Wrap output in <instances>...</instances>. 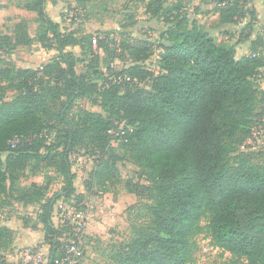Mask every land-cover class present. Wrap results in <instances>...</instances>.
<instances>
[{"label": "trees", "instance_id": "1", "mask_svg": "<svg viewBox=\"0 0 264 264\" xmlns=\"http://www.w3.org/2000/svg\"><path fill=\"white\" fill-rule=\"evenodd\" d=\"M135 1L168 25L159 42L160 71L146 67L156 53L152 42L141 40L126 45L131 64L112 74L136 77L141 84L108 79L101 86L77 72L79 59L67 49L86 41L92 48V39L62 32L47 12L57 1L23 4L52 34L51 49L58 55L37 68H20L9 59L0 64V94L19 91L15 99H2L0 106V201L40 205L36 221L43 224L44 243L50 246L47 264H57L67 256L69 227L56 225L53 213L58 200L67 201L76 191L72 150L84 143L99 154L84 180L88 191H110L123 183L140 194V184L124 180L118 166L121 158L115 149L127 146L151 183L154 202L147 207L146 224L135 226L106 264H189L194 238L204 230L234 257L222 264H264V162H253L249 152L239 149L260 117L257 105L264 95L258 80L264 53L237 55L236 44L252 37L254 29L243 36L241 30L251 21L242 25L238 39L236 29L228 33L227 28L240 24L253 0H215L228 40L216 38L199 19L189 18L180 3ZM19 22L13 31L16 37L0 34V50L11 53L26 43L18 42L21 35L33 42L26 20ZM259 40L253 39L251 47ZM64 85L69 87L67 100L57 108L54 103L62 100L58 90ZM89 92L99 96L102 112L82 109L71 115L74 99ZM59 128L62 142H52L51 133ZM110 129L124 131L118 146L113 145ZM41 165L54 167L63 177L61 191L51 197L47 180L43 185L18 186L27 167L36 172ZM14 237L15 231L0 223V256Z\"/></svg>", "mask_w": 264, "mask_h": 264}, {"label": "rangeland", "instance_id": "2", "mask_svg": "<svg viewBox=\"0 0 264 264\" xmlns=\"http://www.w3.org/2000/svg\"><path fill=\"white\" fill-rule=\"evenodd\" d=\"M28 1L9 0L8 4L0 3V32H9L15 29L17 24L14 22L20 20L24 14L28 15L34 25L32 29L28 27V33L36 34L33 38L34 45L30 43V37L21 35L17 39L18 42H26L22 43L25 49L18 50L13 56L21 65L37 68L42 65L41 61H47L44 59L46 54L41 45L53 55L57 51L51 49L55 46V42L46 26L34 21L35 18L28 14L30 11L22 8L23 4ZM56 1L57 4L50 6L47 12L55 21L60 23L63 33L74 32L80 39L88 37V40H90L96 37L98 40L96 47L93 45L92 48L88 47V42L86 41L84 44L70 46L67 49L79 59L76 65L77 72L86 78L88 83H96L101 86L102 83H106L108 79L114 77L112 74L116 73V71L129 66L131 59L126 45L137 44L141 40L152 42L156 53L154 59L145 62L146 67L155 73L160 71L157 58L161 50L159 42L163 41L160 40L161 35L165 33L168 27V25L164 24L163 17L153 18L146 14L144 5L135 0ZM164 1H166L167 5L180 3L183 5L182 12L186 13L189 18L191 16V18L199 19L205 27L212 31H210L211 33H215L216 38L228 40L226 38L227 34L223 33L225 28L219 22V7L215 4V0ZM245 9V15L239 25L227 26L228 33H234L233 29H236L235 38L238 39L242 25L251 21L246 28L241 29L243 31L242 36L247 35L254 29L251 35L252 38H260V40L259 44L253 48L251 47V38H249V41H245V44H242L244 42L240 43L241 45L237 43V55H243L251 50L258 54L264 53V0H253ZM252 12L254 13L253 16L251 15ZM65 16L70 19L69 22L64 21ZM24 20H20V25L24 23ZM19 32L23 33L22 28ZM13 37H16L15 33ZM40 37H43V41H40L42 39ZM233 37L229 39L235 42L236 40L231 39ZM38 50H42V52ZM13 56L6 53L1 54L0 64H3V60H11ZM64 80L65 77H63L62 81ZM258 87L264 95V68L259 74ZM68 89L69 87L64 85L62 89L58 90L63 95L62 100L54 103L57 108H61V101L67 100ZM88 94L91 95L74 99L73 108L70 111L71 115L78 113L82 109L102 111L101 107L98 106L99 96L92 92ZM18 95L19 91L16 89H8L4 95L0 94V106L2 99L12 100ZM257 115H260V117H257L258 122L253 126V130L261 125L263 126V135L256 136L252 133L249 138H246L240 144L239 149L240 151L249 152L253 162L260 163L264 162V100L258 102ZM60 129L52 131V142H62ZM257 131L255 132L257 133ZM113 145L118 146V143L113 142ZM115 152L121 158L118 166L123 179H130L139 183L141 186L140 194L131 193L123 183L112 187L110 191L104 192L98 187H95L93 192L88 191L84 188V180L89 178V173L99 154L97 151L87 148L84 143H80L71 152L74 163L73 168L77 173L75 181L76 191L65 202L72 207H76L78 211L81 210L80 212L84 215L86 221L85 240L76 255L77 264H106L119 245L128 241L132 235L133 228L135 226H144L148 221L147 207L154 202L151 183L146 178L143 168L133 161L129 147L116 148ZM46 180L50 182L47 197H51L61 191L64 185L63 177L54 167L41 165L36 172L32 171L31 166L27 167L21 173L18 186L29 187L33 183L43 185ZM8 201L11 202L9 198L0 201V223L9 222L16 230L14 244L18 239H22L23 242L21 244L20 242L17 243L11 250L7 249L4 251L5 254L0 256L3 264H33L34 262H29L24 257L23 253L28 249H34L41 253V256L37 258L39 260L38 264H47L50 246L48 243H44L43 224H39L36 221L40 205H24L15 201L11 202V205L7 207L5 202ZM59 202L60 200L56 202L53 220L56 225L61 226L65 218ZM26 220H29V222H26ZM206 223L207 221L204 219L202 225H206ZM36 224L37 227L38 224L41 225L40 228H37ZM39 234L43 238H39ZM24 243L32 244L21 247L20 245ZM66 250L67 246L65 247V253H67ZM233 259L234 257L228 251H224L214 244L206 230L195 236L193 259L189 264H222ZM57 264H64V261H58Z\"/></svg>", "mask_w": 264, "mask_h": 264}, {"label": "built area", "instance_id": "3", "mask_svg": "<svg viewBox=\"0 0 264 264\" xmlns=\"http://www.w3.org/2000/svg\"><path fill=\"white\" fill-rule=\"evenodd\" d=\"M71 17V16H70ZM64 21L69 22L70 19L65 16L64 17ZM97 38L94 37L92 39V44L94 47L97 46ZM111 80H113V82L115 83H121V82H128L131 84H141V82H139V80L135 77H131L130 75H121V76H114L111 77ZM258 130V131H257ZM257 131V133L255 132ZM109 134H111L113 136V142L118 143L120 140L122 139L121 137L119 138V136L124 133V131L122 130H114V129H110L108 131ZM254 135L256 136H261L263 135V126H258V128L254 129L252 132ZM72 159V156H71ZM73 162V159H72ZM74 165V163H73ZM74 171V168H73ZM75 172V171H74ZM76 173V172H75ZM77 174V173H76ZM60 207L63 209V217L65 218V220L62 222L63 224L67 225L69 227V231L67 232V236H68V240H70V242L67 245V256L62 260L64 261V264H77V260H76V255L79 252V249L81 248V246L84 244V238H85V234H86V221H85V217L84 215L78 211V209L76 207H72L69 204H66V202L64 200H60L59 202ZM24 257L26 258L27 261L29 262H34L36 264H38V259L39 256H41V253H39L38 251L34 250V249H28L26 251H24ZM33 263V264H34Z\"/></svg>", "mask_w": 264, "mask_h": 264}, {"label": "crops", "instance_id": "4", "mask_svg": "<svg viewBox=\"0 0 264 264\" xmlns=\"http://www.w3.org/2000/svg\"><path fill=\"white\" fill-rule=\"evenodd\" d=\"M0 3H3V4H8L9 3V0H0ZM10 8H12L11 6H10ZM7 11V10H6ZM26 12H28V11H26ZM257 13H258V10H257ZM29 14V16H32V17H34L35 18V20L34 21H36L37 20V15H36V13L35 12H29L28 13ZM30 17H28V15H22V20L23 19H25L26 20V22H27V24H28V27H29V29H32V27L34 26L33 25V22H31V20L29 19ZM20 19V20H21ZM20 20H18V21H15L14 23L16 24L17 22H19ZM200 21V20H199ZM200 23H202L201 21H200ZM1 24H3V23H1ZM203 24V23H202ZM229 27H231V26H229ZM37 28H38V26L36 27V30H37ZM207 28V27H206ZM209 31H211L209 28H207ZM14 29L13 30H11V31H4V32H0V34L1 35H13L14 34ZM212 32V31H211ZM30 34V36L33 38V37H35V35L36 34H31V32L29 33ZM213 35H215V33H212ZM224 35V34H223ZM233 40H235V38L233 39ZM251 40H253V38L251 37ZM249 41V40H248ZM34 42H32L31 44L32 45H34L33 44ZM242 44H245V42L244 43H242ZM29 45V44H28ZM241 45V44H240ZM41 47L44 49V51H45V54H46V58H44V59H46L47 61H41V64H44V63H46V62H48L54 55H53V53H50V52H48V51H46L45 50V48L41 45ZM20 49H25V46L24 45H18V46H16L13 50H12V52L11 53H8V52H5L2 48H1V50H0V58H1V54H8V55H11V56H13V54L15 53V52H17L18 50H20ZM52 50H55V49H52ZM38 51H40V52H42V50H38ZM51 51V50H50ZM40 52H38V53H40ZM247 52H245V54H246ZM38 55V54H37ZM43 59V60H44ZM18 67H20V68H34V66L32 67V66H29V65H21L20 64V62H18L17 61V59L16 58H14V56L12 57V59H11ZM1 62V61H0ZM40 66V65H39ZM36 68V67H35ZM101 111V110H100ZM102 112V111H101ZM5 225H7V226H9L12 230H14L15 231V233H16V230L10 225V223L9 222H6V223H4ZM40 224V223H39ZM38 224V227L37 228H40V226L41 225H39ZM44 236H45V232H44ZM39 238H43L40 234H39ZM20 242V244L23 242V240L22 239H18V241L14 244H12V246L9 248V250H11L15 245H17V243H19ZM32 243H24L23 245H20L21 247H23V246H29V245H31ZM3 254H5V252L3 251ZM8 262V261H7Z\"/></svg>", "mask_w": 264, "mask_h": 264}]
</instances>
